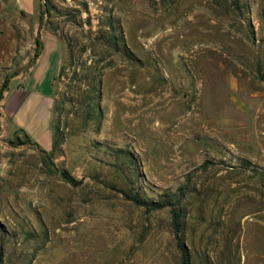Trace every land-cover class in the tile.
Here are the masks:
<instances>
[{
    "label": "rangeland",
    "instance_id": "1",
    "mask_svg": "<svg viewBox=\"0 0 264 264\" xmlns=\"http://www.w3.org/2000/svg\"><path fill=\"white\" fill-rule=\"evenodd\" d=\"M46 34L57 147L0 120V264H180L172 209L190 264H264V0H0V108Z\"/></svg>",
    "mask_w": 264,
    "mask_h": 264
},
{
    "label": "crops",
    "instance_id": "2",
    "mask_svg": "<svg viewBox=\"0 0 264 264\" xmlns=\"http://www.w3.org/2000/svg\"><path fill=\"white\" fill-rule=\"evenodd\" d=\"M60 66L58 42L46 34L40 55L19 82L10 84L1 102L0 120H8L12 132L27 138L45 152H49L53 145L51 107Z\"/></svg>",
    "mask_w": 264,
    "mask_h": 264
},
{
    "label": "trees",
    "instance_id": "3",
    "mask_svg": "<svg viewBox=\"0 0 264 264\" xmlns=\"http://www.w3.org/2000/svg\"><path fill=\"white\" fill-rule=\"evenodd\" d=\"M112 43H113V48L117 42L116 38H112ZM111 46V47H112ZM35 54H34V58L36 59L42 49V42L40 41L39 37H37V40L35 42ZM9 76L6 77L4 84L0 90V99H1V95L3 93V91L6 89L7 87V82H8ZM92 93V91H91ZM93 93H96V96H99V93L97 92V90H94ZM97 96V98H98ZM90 101V99H89ZM90 103V102H88ZM86 119L88 120H92L93 117H100L101 116V112L98 106V103H95L94 105L91 104L90 105V109L86 110ZM16 141L19 143V145H23L25 143H30L29 140L27 138L25 139V142H22L19 138H18V133L16 132V136H15ZM57 142V141H56ZM54 142L52 148L55 149L57 147V143ZM63 177L65 178V180L70 183L71 185H77L78 183L75 182L72 178H70L69 176H67V174H63ZM127 199H129L130 201H132L136 206H141L144 207L147 211H155V210H160L163 209L165 207H167V203L166 202H151V203H146L144 201H142L138 196H125ZM171 217H172V230H173V235H174V239L176 241V246L178 251L180 252V264H190V258H189V253L187 248L185 247L184 243H183V239L181 236V224H180V214L178 211L176 210H171Z\"/></svg>",
    "mask_w": 264,
    "mask_h": 264
}]
</instances>
